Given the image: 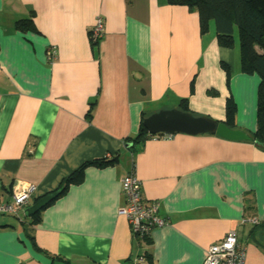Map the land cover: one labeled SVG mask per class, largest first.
Listing matches in <instances>:
<instances>
[{
	"label": "crops",
	"instance_id": "crops-1",
	"mask_svg": "<svg viewBox=\"0 0 264 264\" xmlns=\"http://www.w3.org/2000/svg\"><path fill=\"white\" fill-rule=\"evenodd\" d=\"M27 17L35 30L16 29ZM97 17L103 33L94 39ZM205 34L196 12L166 0H0V200L31 184L30 205L82 162L118 159L86 166L35 222L23 209L1 214L0 264H202L230 230L243 264H264V151L213 133L125 147L142 115L177 108L182 97L196 115L222 120L226 96L245 94L249 116L236 112L235 123L254 130L258 77L234 69V46ZM130 170L170 223L147 241L117 213Z\"/></svg>",
	"mask_w": 264,
	"mask_h": 264
},
{
	"label": "trees",
	"instance_id": "trees-1",
	"mask_svg": "<svg viewBox=\"0 0 264 264\" xmlns=\"http://www.w3.org/2000/svg\"><path fill=\"white\" fill-rule=\"evenodd\" d=\"M169 4L185 5L189 10L196 12L200 33L208 30L212 22L215 32V39L219 46L231 48L234 43V32H237L238 39V62L239 71L245 75H256L258 82L255 91V128L250 131L253 143L264 151V0H166ZM16 29L20 31L35 30L31 17L20 18L15 22ZM225 75V82L228 86L230 69L225 63H220ZM193 81H190V92ZM210 94L216 91L209 90ZM227 95L224 105V118L222 121L229 127H236L235 123V102ZM178 109L193 114L188 107L187 97H182L178 103ZM195 115V114H193ZM144 115L141 116V120ZM140 120L137 131L132 136L125 137V142L139 143L150 137H158L163 134H149ZM117 156L94 158L84 161L67 177L63 178L58 186L47 192L59 190L57 196L49 201L52 203L55 198L65 192L71 182L79 179L83 169L88 165H110L117 161ZM12 194V193H11ZM44 194V195H46ZM40 197V196H39ZM39 197H36L38 199ZM34 200V201H35ZM47 204V205H48ZM44 208V207H43ZM30 215V222L39 218L41 210ZM19 212V211H18ZM16 214V213H11ZM148 238H146L147 241Z\"/></svg>",
	"mask_w": 264,
	"mask_h": 264
},
{
	"label": "built area",
	"instance_id": "built-area-1",
	"mask_svg": "<svg viewBox=\"0 0 264 264\" xmlns=\"http://www.w3.org/2000/svg\"><path fill=\"white\" fill-rule=\"evenodd\" d=\"M91 37L98 39L103 33L101 17L95 19L90 27ZM46 59L51 61L55 55V47L48 46L45 51ZM120 188L125 203L117 209V213L125 217L132 236L138 240L148 238L155 227L168 226L167 217L159 214L156 201H144L140 181L135 173L130 170L120 180ZM34 187L31 184H22L14 188L9 200H0V215L16 213L28 206L32 199ZM244 248L238 242L234 231L230 230L225 235L211 243L206 251L202 264H243ZM137 262H144L140 256Z\"/></svg>",
	"mask_w": 264,
	"mask_h": 264
},
{
	"label": "water",
	"instance_id": "water-1",
	"mask_svg": "<svg viewBox=\"0 0 264 264\" xmlns=\"http://www.w3.org/2000/svg\"><path fill=\"white\" fill-rule=\"evenodd\" d=\"M142 125L149 134L174 133L202 134L213 133L214 135L232 141L253 142L250 131L240 127H229L220 120L211 119L203 115H193L181 111L178 108L162 109L144 116ZM129 142L125 147L131 146ZM59 190L40 196L33 203L23 208L24 216H30L43 208L57 194Z\"/></svg>",
	"mask_w": 264,
	"mask_h": 264
},
{
	"label": "rangeland",
	"instance_id": "rangeland-1",
	"mask_svg": "<svg viewBox=\"0 0 264 264\" xmlns=\"http://www.w3.org/2000/svg\"><path fill=\"white\" fill-rule=\"evenodd\" d=\"M210 27H211V29L208 28L209 30L205 31L203 34L206 33L205 35H208V33H209L210 30H212V33H213L214 32V27H213L212 22H210ZM233 46L235 47V63H234L233 66H234V69H237V65L239 66V62H238V39H237V32L236 31L234 32V43H233ZM230 80H231V72H230L229 84H230ZM235 97L237 98V94L236 93H235ZM231 98L235 102L236 112L241 113L242 111H244V115L246 117H248L249 116V113H248L249 106L248 105L250 104L248 102L249 101V97L247 95H245V94H242V96L240 98H237V101H236V98H234L233 95H232ZM224 105H225V101H224ZM191 112H193V111L191 110ZM193 114H195V113H193ZM200 114H202V113H200ZM205 115L206 114H204V116ZM207 116H209V118L211 117L210 115H207ZM211 119H212V117H211Z\"/></svg>",
	"mask_w": 264,
	"mask_h": 264
}]
</instances>
